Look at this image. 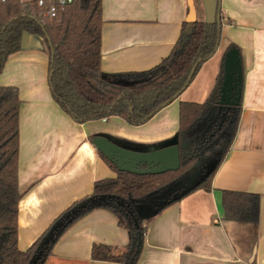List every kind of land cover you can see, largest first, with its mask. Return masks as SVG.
I'll return each mask as SVG.
<instances>
[{
	"label": "crops",
	"instance_id": "obj_1",
	"mask_svg": "<svg viewBox=\"0 0 264 264\" xmlns=\"http://www.w3.org/2000/svg\"><path fill=\"white\" fill-rule=\"evenodd\" d=\"M219 4L221 35L216 52L176 99L139 125L116 115L75 121L50 89L47 39L24 34L21 49L8 57L0 73V85L16 86L21 100L18 237L22 250L66 209L89 196L95 181L116 176L101 155L99 138L130 147L160 146L172 139L179 129L181 102L202 103L208 98L218 77L223 79L226 53L235 44L244 79L241 115L230 150L209 190H194L146 224L143 240L136 236V251L129 262L264 264V0H103L101 66L114 74L158 65L176 43L182 23L216 19ZM224 191L258 194V219H228ZM179 192L165 200L177 199L173 198ZM149 200L136 205H144L149 213L161 208ZM129 241L130 233L120 226L117 215L96 207L66 229L43 264H120L92 259V246L104 243L121 252Z\"/></svg>",
	"mask_w": 264,
	"mask_h": 264
},
{
	"label": "trees",
	"instance_id": "obj_2",
	"mask_svg": "<svg viewBox=\"0 0 264 264\" xmlns=\"http://www.w3.org/2000/svg\"><path fill=\"white\" fill-rule=\"evenodd\" d=\"M102 2L73 0L58 18L50 19L43 15L37 0H0V73L8 57L21 49L25 33L47 35L49 46L51 44L50 89L57 102L75 121L83 123L116 115L131 124H143L178 97L199 58L202 62L196 67L194 75L202 63L216 52L221 24L185 20L172 50L158 65L141 72L108 74L101 66ZM233 47L239 49L235 44L229 46ZM221 82L222 75L204 102H181L177 135L180 145L187 144V147L181 149V164L177 170L147 173L122 171L101 152L116 176L95 181L92 193L66 209L55 222L90 198L108 196L110 199L90 205L66 221L44 256L52 253L55 243L72 223L93 208L104 207L117 215L120 226L129 231L130 241L121 252H115L108 244H94L91 257L126 264L136 251V236L140 235L143 240L146 224L156 214L196 189L209 190L215 172L230 150L241 115V103L236 107H224L227 112L220 109ZM20 105L19 89L0 85V264H31L52 228L28 249L19 247ZM202 164L200 174L203 177L190 191L152 213L141 204L144 217L138 215L136 203L165 194L195 175ZM223 205L228 219L255 222L260 211V196L251 192L224 191ZM139 253L140 250L137 256Z\"/></svg>",
	"mask_w": 264,
	"mask_h": 264
},
{
	"label": "water",
	"instance_id": "obj_3",
	"mask_svg": "<svg viewBox=\"0 0 264 264\" xmlns=\"http://www.w3.org/2000/svg\"><path fill=\"white\" fill-rule=\"evenodd\" d=\"M221 8L218 7L216 19L207 20L208 22H217L221 24ZM48 42L50 39L46 35ZM24 39V36H23ZM23 44V41H22ZM219 44V43H218ZM51 46V44H50ZM202 62V58H199L187 79L182 91L191 82V79L195 73L196 67ZM243 66L240 52L237 48L233 47L228 50L224 62V74L220 86V108L236 107L240 105L243 89ZM181 91V92H182ZM180 92V93H181ZM179 93V95H180ZM178 95V96H179ZM99 147L104 155L115 163L122 171H131L135 173H147V172H165L171 170H177L181 164V149L186 148L187 144L180 145L179 137L176 134L172 139L160 146L152 147H130L126 145H120L112 142L106 138H99ZM202 175L199 174L197 178L194 176L188 177L185 181L170 188L163 196L150 198V203H155L158 207H162L167 203L166 198L171 194H175L174 198H179L181 195L190 191L196 186L202 179ZM110 199L108 196L93 197L89 200L81 202L68 211L62 218L57 220L52 226L51 230L40 244L38 251L32 259L31 264H40L45 255V251L54 239L56 233L65 225L66 221L70 220L83 209L90 205L105 203ZM140 244H138V247ZM138 251V250H137ZM133 261L129 262L132 264Z\"/></svg>",
	"mask_w": 264,
	"mask_h": 264
},
{
	"label": "built area",
	"instance_id": "obj_4",
	"mask_svg": "<svg viewBox=\"0 0 264 264\" xmlns=\"http://www.w3.org/2000/svg\"><path fill=\"white\" fill-rule=\"evenodd\" d=\"M73 2V0H37L43 15L50 19L58 18L62 11Z\"/></svg>",
	"mask_w": 264,
	"mask_h": 264
},
{
	"label": "rangeland",
	"instance_id": "obj_5",
	"mask_svg": "<svg viewBox=\"0 0 264 264\" xmlns=\"http://www.w3.org/2000/svg\"><path fill=\"white\" fill-rule=\"evenodd\" d=\"M207 129V128H206ZM220 129V128H219ZM205 130V129H204ZM217 130V129H216ZM207 142H204V144H206ZM201 168L199 169V171L195 174V175H193L195 178H197L198 177V175L200 174V172L202 171V169H203V164L200 166ZM136 207V212L138 213V215H141L142 217H144L143 216V210H142V207L140 206V205H136L135 206ZM136 224H138L137 222H136Z\"/></svg>",
	"mask_w": 264,
	"mask_h": 264
},
{
	"label": "flooded vegetation",
	"instance_id": "obj_6",
	"mask_svg": "<svg viewBox=\"0 0 264 264\" xmlns=\"http://www.w3.org/2000/svg\"><path fill=\"white\" fill-rule=\"evenodd\" d=\"M225 109H222V111H224ZM228 110H225L224 112H227ZM215 115H213V117H214Z\"/></svg>",
	"mask_w": 264,
	"mask_h": 264
}]
</instances>
